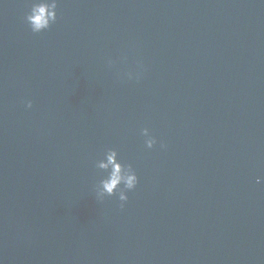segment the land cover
<instances>
[{
	"label": "water",
	"instance_id": "obj_1",
	"mask_svg": "<svg viewBox=\"0 0 264 264\" xmlns=\"http://www.w3.org/2000/svg\"><path fill=\"white\" fill-rule=\"evenodd\" d=\"M34 2L0 0V264H264V0Z\"/></svg>",
	"mask_w": 264,
	"mask_h": 264
},
{
	"label": "clouds",
	"instance_id": "obj_2",
	"mask_svg": "<svg viewBox=\"0 0 264 264\" xmlns=\"http://www.w3.org/2000/svg\"><path fill=\"white\" fill-rule=\"evenodd\" d=\"M57 0H36L32 3L31 10L26 16L33 32H41L48 29L57 18ZM109 65L113 63L111 59ZM129 79L133 78V73L127 74ZM140 73L135 74V78L139 79ZM32 102L28 101L27 106L31 107ZM147 147L151 148L156 143V138L150 134L148 128L142 129ZM163 147V145H162ZM97 167L107 172V175L101 179L96 186L97 198L102 200L105 196H112L118 193L121 207L123 202L127 201V190L135 188L138 183V176L131 164H124L118 159V153L115 149H109L105 153V159L98 162ZM260 182V178H257ZM123 185V187H121Z\"/></svg>",
	"mask_w": 264,
	"mask_h": 264
}]
</instances>
